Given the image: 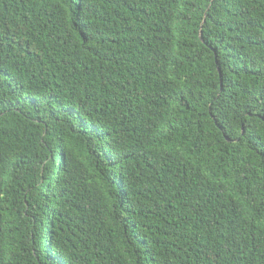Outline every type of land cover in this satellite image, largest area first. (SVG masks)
<instances>
[{
    "label": "trees",
    "instance_id": "16d2710c",
    "mask_svg": "<svg viewBox=\"0 0 264 264\" xmlns=\"http://www.w3.org/2000/svg\"><path fill=\"white\" fill-rule=\"evenodd\" d=\"M0 264H264V0H0Z\"/></svg>",
    "mask_w": 264,
    "mask_h": 264
}]
</instances>
